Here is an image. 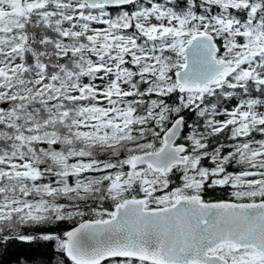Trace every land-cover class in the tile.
Wrapping results in <instances>:
<instances>
[{
    "label": "snow or ice",
    "instance_id": "obj_1",
    "mask_svg": "<svg viewBox=\"0 0 264 264\" xmlns=\"http://www.w3.org/2000/svg\"><path fill=\"white\" fill-rule=\"evenodd\" d=\"M264 264V0H0V264Z\"/></svg>",
    "mask_w": 264,
    "mask_h": 264
},
{
    "label": "trees",
    "instance_id": "obj_2",
    "mask_svg": "<svg viewBox=\"0 0 264 264\" xmlns=\"http://www.w3.org/2000/svg\"><path fill=\"white\" fill-rule=\"evenodd\" d=\"M53 256V248L51 245L46 247L34 245H14L8 251L4 258L5 264H14L17 259L22 261L39 260L41 257L51 258Z\"/></svg>",
    "mask_w": 264,
    "mask_h": 264
}]
</instances>
